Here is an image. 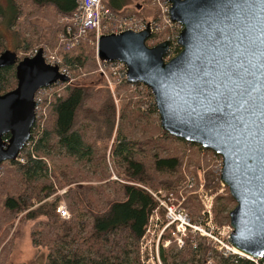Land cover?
I'll use <instances>...</instances> for the list:
<instances>
[{"label":"trees","instance_id":"1","mask_svg":"<svg viewBox=\"0 0 264 264\" xmlns=\"http://www.w3.org/2000/svg\"><path fill=\"white\" fill-rule=\"evenodd\" d=\"M152 1L140 0L136 11L127 8L128 0H101L114 16L149 20L154 30L147 43L153 46L169 40V56L173 57L179 51L173 42L179 26L172 24V34L161 28ZM75 2L0 0V53L6 50L5 33L10 34L12 52L18 59L58 44L55 34L65 27L58 21L72 15ZM91 42L92 32L70 49L60 47L64 68L72 74L68 75L72 80L81 78L82 84L58 83V92L54 90L49 99L43 96L44 113L35 118L28 142L16 160L0 164V264H7L14 228L22 221L30 222V246L45 251L42 264H142L138 243L156 205L145 188L172 191L181 179L184 159L192 167L189 172L196 184L197 171L206 169L209 179L204 189L215 193L219 188L217 175L208 169L211 164L191 153L193 149L203 151L200 147L159 129L146 88L113 79L110 73L112 87H108L96 71ZM14 74V66L0 69V94L15 87ZM113 91L117 107L110 95ZM2 139L7 140L8 135ZM111 173L118 182L110 179ZM60 189L65 192L58 197ZM49 197L53 201H44ZM60 199L68 211L67 220L54 212ZM182 206L192 220L199 216L195 198L187 197ZM233 206L226 190L215 194L213 221L228 223L227 213ZM172 248L159 251L162 264H204L205 253H214L191 234L184 238L182 248ZM212 255L215 259L211 264H264V254L255 263L238 255Z\"/></svg>","mask_w":264,"mask_h":264},{"label":"water","instance_id":"2","mask_svg":"<svg viewBox=\"0 0 264 264\" xmlns=\"http://www.w3.org/2000/svg\"><path fill=\"white\" fill-rule=\"evenodd\" d=\"M180 30L179 51L165 60L169 41L148 47V28L100 35L95 56L120 62L125 81L151 96L159 129L212 152L219 183L234 202L228 240L239 255L264 254V0H165ZM14 66L15 87L0 94V164L16 160L35 121L34 95L67 83L42 50L18 59L0 53V69ZM8 135L7 140L2 137Z\"/></svg>","mask_w":264,"mask_h":264},{"label":"built area","instance_id":"3","mask_svg":"<svg viewBox=\"0 0 264 264\" xmlns=\"http://www.w3.org/2000/svg\"><path fill=\"white\" fill-rule=\"evenodd\" d=\"M162 3L158 4V0H155L157 5V20L161 22L164 28L169 29L171 32L172 24L168 17V8L169 4L165 0H161ZM76 8L70 17L62 18L61 22L65 24L63 31L58 34V42L64 47V49H70L76 46L80 39H84L88 36L90 32L93 33L94 44L100 35L107 34H118L124 31L131 32H140L145 28H148L150 34L154 30L152 23L149 20H138L137 17L133 15H125V16H114V14L110 13L108 9H106L101 0H76L75 2ZM178 26V25H177ZM178 34V33H177ZM177 34L174 37L173 42L177 37ZM170 49V47H169ZM36 52L34 50L31 55ZM42 56L45 62L51 66L55 65L58 67V71L60 74L68 77V82L70 81V76L68 75L67 70L60 65V61L56 58L55 54L53 57H48L42 51ZM171 58L169 56V50L165 57V60ZM97 72L101 77L106 79L108 87L111 89L112 84L108 81V73H110L113 79H124L125 80V67L120 62H99L97 59ZM104 64H107L105 66ZM58 83L51 85L50 87L39 89L34 95V112L35 118H38L39 108H42V97L46 96L47 99L50 98L52 92H54L55 87ZM212 168V165L209 166ZM219 167H221V163L218 162L216 167L214 166L212 172L214 174H218ZM187 183L193 186L192 181L188 178ZM204 183L201 182L197 184V188L192 192L193 195L197 197V200L201 204V221L196 222L192 221L186 211L182 208L180 202L169 203V197H173L172 193H168V198L166 201L162 198H157V195L160 194V191H150L144 189L151 198L155 201V210L151 211L145 228L143 230V234L139 240L143 239L144 235L147 232L146 226L150 224L152 221L153 224H157V228H159V236L157 239L155 258L152 261H155V264H161L158 254V249L160 250L163 246L160 236L168 229L171 230V233L177 235V239L175 240L177 248H180L183 244L184 238L187 234L191 233L193 236H196L198 239L205 240V242L214 249V254L219 255L221 257L231 256V255H239L231 246L228 244V240L231 234V228L227 224L221 230L217 229L215 225H213L210 221L211 214V206H212V198L211 195L206 191H203ZM63 191L59 192L61 194ZM162 195V194H161ZM179 201H183V196L178 197ZM172 200V199H171ZM177 204V205H175ZM180 206V207H179ZM158 209H163L162 219L159 216L158 219ZM54 212L60 219L67 220L69 215L66 210V207L63 203H58L54 209ZM153 212V213H152ZM160 214V213H159ZM141 247V246H140ZM139 249V248H138ZM143 247L138 250L139 259L142 264H150L147 263L145 259H142L140 255H142ZM244 257V256H241ZM245 259L252 261L255 263L256 260L246 258ZM149 260V259H148Z\"/></svg>","mask_w":264,"mask_h":264},{"label":"rangeland","instance_id":"4","mask_svg":"<svg viewBox=\"0 0 264 264\" xmlns=\"http://www.w3.org/2000/svg\"><path fill=\"white\" fill-rule=\"evenodd\" d=\"M139 3H140V0H128V3H127L126 6L129 9L134 8L136 11H139L138 10L139 9ZM161 3H162V1L158 0V4H161ZM151 6H154L155 8H157L155 0L152 1V5ZM140 19L141 20H146V19H144V17L143 18L142 17H138V20H140ZM58 22L61 24L60 20ZM158 22L161 25V28L166 29L170 34H172L169 29L164 28L162 26L160 21H158ZM0 29H1V27H0ZM179 30H180V27H179ZM179 30H178V32H179ZM59 32H57L55 34L56 37H58ZM3 40H4V44H5L6 48L9 49L10 51H12L13 50V43H12V39H11L10 34L9 33H5V37H4ZM147 41H146V45L148 47H152V45L148 44ZM167 41H169V40H167ZM169 43L171 44L170 41H169ZM90 44L95 47V44L93 42H91ZM44 47H45V51H46V54H47L48 57H51V56L53 57V54H55L56 58L63 64V54L60 53V49H61L60 47H62V46L59 44V42H58V44L56 43V45H54V46H48L47 45V46H44ZM169 47H170V45H169ZM43 53H45V52H43ZM63 67H65L64 64H63ZM66 69L69 71L68 68H66ZM96 69H98V67H96ZM68 73L70 74V76L72 75L70 72H68ZM76 78L77 77H73V80H72L71 77H70L72 82L69 81L67 83H70V84L72 83L73 85L82 84V79L81 78H77L76 79ZM60 84H62V83H60ZM59 89H60V86L57 87V89L55 88V91L58 92ZM110 95L112 97V100H113V103H114L115 107H117L118 106V101H117L118 99L115 98V92L114 91L110 92ZM152 103H153V101H152ZM39 112H40L39 114L41 115L42 113H44V109L39 108ZM111 141L112 140L110 139L109 145L111 144ZM202 150L203 151L196 153L195 152L196 150L193 149V152H191V153L193 154L195 159L201 158V159H205L207 162H209L212 165V168L208 167V169L212 172L214 166L216 167L218 162L221 163L220 158L218 156L214 155L210 151L206 152V151H204V149H202ZM109 167H108V169L110 170ZM186 167H187L188 171L186 170ZM191 169H192V167L189 165L188 159H187L186 162H185V159H184L183 163L180 166V170H179V175H181V179H179V181L177 182V185L172 188L173 192L172 191H167V190L164 191L163 189L150 190V191H152V192L153 191H160V194L157 195V198H162L165 201L168 198V195H166V194H168L169 192H172L173 197H171V198L169 197V199H170V200H168L169 203H176L178 201V202H180L181 206H182V203L178 199L179 196H181V197L183 196V200H185L187 197L195 198V201H197L198 204H199V213H198L199 216L197 218L193 219V220L191 219L190 216L189 217H190V219L192 221H196V222L199 221L200 222L201 221V212L200 211H201L202 208H201V204L197 200V197L192 194V192L197 188V184H196V182L194 180V177L192 176L193 174L191 175V173L189 172V171H191ZM219 169H220V167H219ZM110 172H112V171H110ZM111 174L112 175H111L110 179L113 180V181H117L118 182V179L116 178V176L113 173H111ZM206 175H207V170L206 169H204V170L201 169V170L197 171V179H199V183L203 182L206 185V178L209 179L208 176H206ZM209 175H211V173ZM216 175H217V178H218L219 177V172ZM188 178L192 181L193 186L189 185V183H187ZM218 183H219V180H218ZM145 189H147V188H145ZM63 190L65 192V189L57 190L56 191V195L58 197H61L64 192H62L61 194H59V192H61ZM147 190H149V189H147ZM224 190H226V189L223 186H221L220 183H219V188H218L217 192H215V193H212L209 190L206 191V189H204V186H203V191H206L208 194H210L212 199L215 196V194H220L221 195ZM151 199L153 200V198H151ZM44 201L51 202V201H53V197H49V198H47ZM58 203H63L65 205V203H64V201L62 199H60V201ZM175 205H177V204H175ZM182 208H183V206H182ZM155 209L156 208L154 207L152 211H154ZM183 209H184V211H186L188 213V211L185 208H183ZM211 209H212V206H211ZM155 212H158V216H157L158 219H159V216L162 219L163 209H158V211H155ZM188 215H189V213H188ZM209 219H210L211 223L213 225H215V227L217 229H219V230H221L225 225L228 224V223H220V224H218V223L214 222L213 221L212 212L210 214V218ZM153 222L154 221H152L150 224H148L146 226L147 232L144 235L143 239L140 241V243H138V248L141 249L143 247V249H144L142 251V255H140V257L142 259H145L147 261V263H150V264H155V261H152V260H154V258H155V252H156V245L155 244H157V239H158V236H159V228H157V226H159V225L153 224ZM29 225H30V222L22 221L14 228L15 230H14V235H13L14 236L13 237V244H12V249H11V253H10V256H9L7 264H42L44 262L45 251L44 250H40V249L36 250V249H33L30 246V242H29V238H28ZM189 234H191V233H189ZM159 238H160V240H161V242H162V244L164 246V247H162L160 249L162 252H166L171 246L173 247L172 249L174 251L177 250V249L182 248V246H183V244H182V246L180 248H177L176 242H175V240L177 239V235L171 233L170 229L169 230L167 229ZM198 240L205 242V240H202V239H198ZM205 244H207V243L205 242ZM160 250L158 249V254H159ZM212 254H214L213 251L205 253L206 263H204V264H211L214 261L215 258H214V256ZM197 255H199V254L197 253ZM196 257L199 258V256H196ZM255 260H258V259H255ZM159 262H161V261H159ZM161 264H162V262H161Z\"/></svg>","mask_w":264,"mask_h":264},{"label":"flooded vegetation","instance_id":"5","mask_svg":"<svg viewBox=\"0 0 264 264\" xmlns=\"http://www.w3.org/2000/svg\"><path fill=\"white\" fill-rule=\"evenodd\" d=\"M6 50L10 51L9 49L6 48ZM12 52V51H11Z\"/></svg>","mask_w":264,"mask_h":264}]
</instances>
